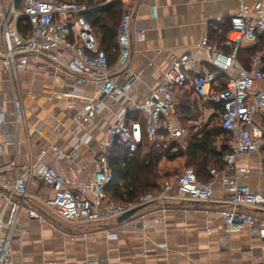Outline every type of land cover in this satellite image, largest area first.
I'll return each instance as SVG.
<instances>
[{
  "label": "crops",
  "instance_id": "1",
  "mask_svg": "<svg viewBox=\"0 0 264 264\" xmlns=\"http://www.w3.org/2000/svg\"><path fill=\"white\" fill-rule=\"evenodd\" d=\"M20 1L0 0V54L3 52L1 14L12 7L19 11ZM152 7L156 8L155 14ZM236 10L235 0H139L133 12L129 62L122 74L115 76L121 85L128 86L127 101L147 98L162 81L169 65L187 54L194 63L188 72L187 87L175 89L176 125L185 129L187 140L190 133L208 124L214 112L219 117V106L196 98L191 83L198 75L214 73L211 54L200 47L203 40L227 55L232 52L235 34L228 33L221 45L217 38ZM10 25L13 27L14 22ZM16 25L27 34L24 21ZM139 31L144 32L143 42L135 39ZM246 47L250 46L240 45V48ZM15 75V78L10 76L0 61V188L12 182L14 165L26 177L28 165L38 160L57 161L72 179L90 181L97 170L93 155L98 151L106 127L116 122L123 107L115 104L113 115L107 117L102 111L96 116L88 148L79 147L76 162L70 163L58 159L53 151V148L69 151L74 140L71 129L75 110L68 109L67 105L97 101L101 84L88 81L78 86L74 76L45 59L30 63L27 70L17 71ZM59 80L64 82L63 87L56 86ZM224 85V77L218 76L214 89L220 90ZM260 86L264 87V82ZM71 90L74 97L66 99L65 92ZM15 97L22 102L24 111V118L18 123L13 106ZM138 116L132 112L126 117L138 119ZM158 141L164 144L170 140ZM178 161L184 159L161 161L159 172L168 178L178 175L186 169L172 166ZM237 166L249 171L238 178L239 184L251 192H264V147L239 157ZM28 181L29 198L18 215L11 264H264V238L258 232L244 231L223 238V223L218 214L223 208L219 203L223 198L220 177L213 180L209 203L171 200L161 205L152 202L128 222L117 224L115 219L107 220L93 231L91 225L85 228L82 224L62 222L42 208L40 201L49 198L51 190L31 176ZM29 209L42 213L43 220L29 218ZM261 211L255 213L264 217ZM136 218L140 224L133 228L131 221Z\"/></svg>",
  "mask_w": 264,
  "mask_h": 264
},
{
  "label": "built area",
  "instance_id": "2",
  "mask_svg": "<svg viewBox=\"0 0 264 264\" xmlns=\"http://www.w3.org/2000/svg\"><path fill=\"white\" fill-rule=\"evenodd\" d=\"M114 1L121 4L123 13L117 32L119 53L111 67L89 23L81 16L90 10L86 5L70 0H21L19 11L12 7L1 14L3 52L0 61L10 76L15 78L17 71H25L30 63L45 59L74 76L78 86L88 81L101 84L97 101L68 103V109L75 110L71 129L74 140L69 151L53 148L58 159L75 163L79 147L88 148L92 140L96 116L102 111L107 117L113 115L115 104L123 108L116 122L106 127L98 151L93 155L97 170L90 181L72 179L57 161L38 160L28 165L26 177L14 165L12 182L0 188V264H11L16 223L24 201L29 198L30 176L51 190V196L40 201L42 208L62 222L87 225L116 219L152 202L209 203L213 180L220 177L223 198L219 203L223 208L218 214L223 223V238L244 231L258 232L264 238V217L255 213V210L264 211V192H251L239 184L238 178L249 171L237 166L239 157L264 147V87L260 86L264 82V55L255 53L248 68L238 60L241 44L254 45L259 36H264V0H235L237 10L228 18L230 33L236 35L230 54L217 50L206 40L200 45L211 54L214 73L198 75L191 86L196 98L220 106L219 125L229 138V152L223 158V166L209 170L210 182L200 181L192 169H184L174 179H162L155 193L141 196L137 203H117L107 198L105 188L114 180L109 159L117 145L135 154L144 140L156 143L161 138L178 141L183 137L184 130L176 125L174 94L175 89L187 87L188 72L192 71L194 61L187 54L175 59L147 98L127 101L128 86L121 85L115 76L122 74L129 62L133 12L139 0ZM152 9L155 14L156 8ZM20 21L27 24V34L18 29L16 24ZM11 22H14L13 27ZM144 38L142 31L135 35L137 42H143ZM218 76L224 77L225 85L215 90ZM55 84L64 86L61 80ZM73 95L71 90L65 92L64 97L69 99ZM105 100L111 103L106 105ZM126 105L127 109L124 108ZM13 106L18 123L24 118L23 105L15 97ZM132 112L139 115L138 119H127V114ZM45 155H41L43 159ZM27 214L31 219L43 220V214L35 209H29ZM136 219L131 221L133 228L140 224Z\"/></svg>",
  "mask_w": 264,
  "mask_h": 264
},
{
  "label": "trees",
  "instance_id": "3",
  "mask_svg": "<svg viewBox=\"0 0 264 264\" xmlns=\"http://www.w3.org/2000/svg\"><path fill=\"white\" fill-rule=\"evenodd\" d=\"M70 1L90 8L81 16L89 23L100 49L106 54L109 67L113 66L119 53L117 32L123 13L121 4L114 0ZM226 25L217 38L220 45L225 43L227 34L231 32L228 21ZM262 47H264V36H259L254 46L239 48L238 58L243 62L244 67ZM219 108L220 106L217 110ZM212 122L213 119L209 120L208 124L202 125L196 133H190L184 144L171 140L164 144H157L158 142L143 144L147 141L144 140L135 154H130L117 145L109 159L114 180L105 188L107 198L117 203H137L141 196L155 193L160 181L168 178L158 169L163 160L174 161L183 158L186 169L193 168L200 181L210 182L209 170L222 167L223 158L229 152V138L219 124L212 126ZM218 142L219 146H217Z\"/></svg>",
  "mask_w": 264,
  "mask_h": 264
},
{
  "label": "rangeland",
  "instance_id": "4",
  "mask_svg": "<svg viewBox=\"0 0 264 264\" xmlns=\"http://www.w3.org/2000/svg\"><path fill=\"white\" fill-rule=\"evenodd\" d=\"M235 35L234 36H232V40H234L235 39ZM255 45V44H254ZM254 45H250V46H254ZM257 51H260V53H262L263 55H264V47H262L260 50H257ZM209 119L210 120H212L213 119V122H212V126H216L217 124H219L220 123V121H219V117L216 115V113L214 112L213 113V115L211 116V117H209ZM182 129L184 130V133H183V138L180 140L179 139V142L181 143V144H184L185 143V141H186V139H185V136H186V132H185V129L182 127ZM158 143L157 144H160V142L161 141H157ZM145 143H149V144H151V142L150 141H146V142H144L143 144H145ZM219 142L217 143V146H219ZM183 162L184 161H178V162H175L172 166H177L178 168H186V166H185V164L183 165ZM183 166V167H182ZM190 168H192V167H190ZM193 169V168H192ZM177 176V175H176ZM176 176H173V177H170L171 179H174ZM166 203V202H165ZM164 203V204H165ZM161 205H163V204H161ZM100 224H104V223H100ZM100 224H92L91 226L92 227H90V230H98L99 228L97 227L98 225H100ZM84 225V226H83ZM82 226L83 227H85V228H87V224H82Z\"/></svg>",
  "mask_w": 264,
  "mask_h": 264
},
{
  "label": "water",
  "instance_id": "5",
  "mask_svg": "<svg viewBox=\"0 0 264 264\" xmlns=\"http://www.w3.org/2000/svg\"><path fill=\"white\" fill-rule=\"evenodd\" d=\"M147 205L136 207L120 216H118L115 220L117 224H123L125 222L130 221L138 212L144 209ZM255 212H262L261 210H255Z\"/></svg>",
  "mask_w": 264,
  "mask_h": 264
}]
</instances>
